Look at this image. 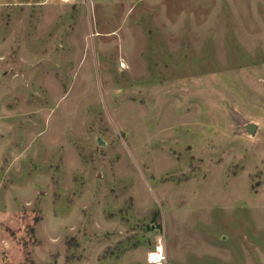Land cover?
<instances>
[{
  "label": "rangeland",
  "instance_id": "rangeland-1",
  "mask_svg": "<svg viewBox=\"0 0 264 264\" xmlns=\"http://www.w3.org/2000/svg\"><path fill=\"white\" fill-rule=\"evenodd\" d=\"M160 244L264 264V0H0V264Z\"/></svg>",
  "mask_w": 264,
  "mask_h": 264
},
{
  "label": "built area",
  "instance_id": "built-area-1",
  "mask_svg": "<svg viewBox=\"0 0 264 264\" xmlns=\"http://www.w3.org/2000/svg\"><path fill=\"white\" fill-rule=\"evenodd\" d=\"M163 245H158L153 251L148 254V261L150 264H163Z\"/></svg>",
  "mask_w": 264,
  "mask_h": 264
},
{
  "label": "water",
  "instance_id": "water-1",
  "mask_svg": "<svg viewBox=\"0 0 264 264\" xmlns=\"http://www.w3.org/2000/svg\"><path fill=\"white\" fill-rule=\"evenodd\" d=\"M257 128H258V125H257L256 123H254V122H251V123H249V124L246 125V130H247L250 134H253V135L255 134ZM99 142H100L101 144L104 143V141H102L101 139H99Z\"/></svg>",
  "mask_w": 264,
  "mask_h": 264
}]
</instances>
